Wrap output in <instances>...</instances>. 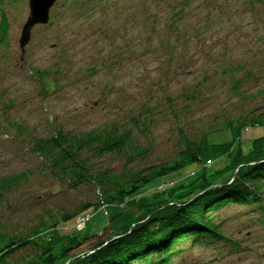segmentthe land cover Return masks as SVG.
I'll list each match as a JSON object with an SVG mask.
<instances>
[{
  "label": "rangeland",
  "instance_id": "374dc122",
  "mask_svg": "<svg viewBox=\"0 0 264 264\" xmlns=\"http://www.w3.org/2000/svg\"><path fill=\"white\" fill-rule=\"evenodd\" d=\"M172 1L55 0L48 22L35 24L22 48L29 0H0V18L2 10L9 21L0 42V178L30 173L0 197V233L26 235L31 227L53 223L64 211L97 199L92 185L70 188L50 173L30 150L36 137L58 129H131L145 155L129 166L142 168L174 158L184 137L264 112V0H190L180 33L168 28ZM263 134L264 126L250 127L243 134L244 149ZM229 139L227 130L209 135L211 142ZM94 162L118 171L125 160L107 154ZM159 185L145 186L136 202L153 201ZM254 209L224 210L226 237L195 246L184 240L170 264H264V220ZM139 213L128 203L90 209L83 234L93 237L75 252L133 224ZM42 237L36 238L42 242ZM40 251L33 242L7 261L27 264Z\"/></svg>",
  "mask_w": 264,
  "mask_h": 264
},
{
  "label": "trees",
  "instance_id": "16d2710c",
  "mask_svg": "<svg viewBox=\"0 0 264 264\" xmlns=\"http://www.w3.org/2000/svg\"><path fill=\"white\" fill-rule=\"evenodd\" d=\"M189 1L169 3L170 32L180 33L179 21ZM8 29V17L1 10L0 42ZM258 126H264V112L252 111L251 115L226 120L200 137H184L183 146L171 160L142 168L129 166L145 155L133 142L131 129L107 127L82 133L58 129L49 137L34 138L30 150L43 159L58 181L70 188L92 185L98 196L64 211L60 220L31 227L26 235L0 233V264H20L7 258L33 242L41 251L27 264H170L180 252L174 250L176 245L184 240L191 239L190 245L195 246L224 239V210L236 206L260 209L264 220V134L252 139L248 149L242 144L244 132ZM223 130L230 132L231 139L209 140L211 133ZM107 154L123 157L120 170L95 166L94 160ZM218 160L222 162L215 167ZM194 165L196 170L175 178ZM29 174L25 170L1 177L0 197L27 181ZM155 181L160 185L153 201L138 204L136 195ZM115 203L139 209L134 223L99 239L88 250L75 252L93 237L76 228V217ZM42 234L39 242L41 237H36Z\"/></svg>",
  "mask_w": 264,
  "mask_h": 264
},
{
  "label": "water",
  "instance_id": "95a60500",
  "mask_svg": "<svg viewBox=\"0 0 264 264\" xmlns=\"http://www.w3.org/2000/svg\"><path fill=\"white\" fill-rule=\"evenodd\" d=\"M55 0H29L30 13L22 26L19 44L22 48L31 37V29L35 24H46L49 20V10Z\"/></svg>",
  "mask_w": 264,
  "mask_h": 264
},
{
  "label": "built area",
  "instance_id": "2783aa9c",
  "mask_svg": "<svg viewBox=\"0 0 264 264\" xmlns=\"http://www.w3.org/2000/svg\"><path fill=\"white\" fill-rule=\"evenodd\" d=\"M208 164H211V162H208ZM86 219H87V217H84V216H79V217L77 218V223L79 224L80 227H81V226H84ZM79 226H78V227H79ZM80 227H79V228H80ZM81 228H82V227H81Z\"/></svg>",
  "mask_w": 264,
  "mask_h": 264
}]
</instances>
